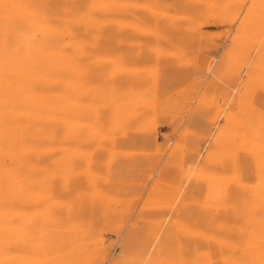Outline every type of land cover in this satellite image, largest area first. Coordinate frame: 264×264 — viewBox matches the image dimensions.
<instances>
[{
    "label": "bare ground",
    "instance_id": "obj_1",
    "mask_svg": "<svg viewBox=\"0 0 264 264\" xmlns=\"http://www.w3.org/2000/svg\"><path fill=\"white\" fill-rule=\"evenodd\" d=\"M237 20L236 56L258 48L245 86L264 84V0H0V264H105L133 208L76 177L98 152L135 170L128 149L159 147L151 111L138 112L147 73L125 51L191 46ZM221 108L213 154L180 161L200 197L167 192L173 216L138 214L128 264H264V109Z\"/></svg>",
    "mask_w": 264,
    "mask_h": 264
},
{
    "label": "rangeland",
    "instance_id": "obj_2",
    "mask_svg": "<svg viewBox=\"0 0 264 264\" xmlns=\"http://www.w3.org/2000/svg\"><path fill=\"white\" fill-rule=\"evenodd\" d=\"M237 25L238 20L230 25H206L203 40L191 46L178 42L175 46L161 44L157 49L125 51L129 57L126 67L144 69L147 73L149 95L138 112L151 111L148 119L159 147L128 149V157L141 160L135 170L129 167L117 170L118 158L109 159L105 152H98L97 161L90 168L92 176L76 177L82 190L106 192L130 202L133 208L123 227L108 233L105 264H128L123 241L138 214L153 211L175 214L179 201L173 203L164 197L165 193L192 188L200 197L201 188L194 187L191 179V183L185 180L186 167L180 166V161L184 155L195 156L193 149H202L205 144L200 166L206 156L213 154L214 142L225 124L221 107L226 110L241 106L246 100L248 106L264 109V84L253 82L245 86L258 48L254 47L246 61L236 56L231 45ZM125 135L117 137L126 139ZM152 157L155 159L151 160ZM213 165L210 168L216 171L218 166Z\"/></svg>",
    "mask_w": 264,
    "mask_h": 264
}]
</instances>
